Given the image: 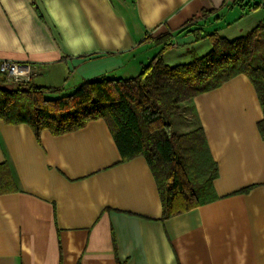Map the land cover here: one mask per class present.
<instances>
[{
	"label": "crops",
	"instance_id": "crops-1",
	"mask_svg": "<svg viewBox=\"0 0 264 264\" xmlns=\"http://www.w3.org/2000/svg\"><path fill=\"white\" fill-rule=\"evenodd\" d=\"M252 7L247 0H0V62L29 65L44 75L34 85L62 90L72 80L76 89L135 78L160 41L170 44L161 55L174 68L210 52L194 30L246 36L264 23V3ZM224 18L232 21L224 26ZM253 89L240 75L182 105L173 131L202 128L217 177L212 201L167 219L148 164L123 162L103 120L38 138L24 124L0 121V166L15 188L0 194V264H264V139Z\"/></svg>",
	"mask_w": 264,
	"mask_h": 264
},
{
	"label": "trees",
	"instance_id": "trees-1",
	"mask_svg": "<svg viewBox=\"0 0 264 264\" xmlns=\"http://www.w3.org/2000/svg\"><path fill=\"white\" fill-rule=\"evenodd\" d=\"M193 33L196 40L207 38L212 48L187 65H166L161 53L170 44L160 41L161 51L135 78L84 82L68 95L61 88L36 86L33 79L8 82L0 74V121L24 124L38 138L44 130L59 136L101 119L123 162L142 157L148 164L163 219L207 204L214 198L211 183L217 166L204 132L196 128L175 133L172 121L182 113V105L243 75L256 92L262 111L257 130L264 139V23L232 41ZM14 190L10 173L0 166V194Z\"/></svg>",
	"mask_w": 264,
	"mask_h": 264
},
{
	"label": "built area",
	"instance_id": "built-area-1",
	"mask_svg": "<svg viewBox=\"0 0 264 264\" xmlns=\"http://www.w3.org/2000/svg\"><path fill=\"white\" fill-rule=\"evenodd\" d=\"M0 74L11 82H28L38 75L37 70L26 64H18L9 61L0 62Z\"/></svg>",
	"mask_w": 264,
	"mask_h": 264
},
{
	"label": "rangeland",
	"instance_id": "rangeland-1",
	"mask_svg": "<svg viewBox=\"0 0 264 264\" xmlns=\"http://www.w3.org/2000/svg\"><path fill=\"white\" fill-rule=\"evenodd\" d=\"M247 3H250L251 6H253V5L259 6L260 4H263L264 3V0H247ZM229 19L230 18H226V19L224 18L222 25L225 26V25H227V23H230V21H232V20L231 19L229 20ZM232 30H234V29H230L231 33L233 32ZM230 31H228V32H230ZM242 35H244V34H242ZM240 36H229V33H228V36H226V37H229V38H227L228 40H233L234 38H238ZM43 77H44L43 74L42 75H39L38 77L35 78V82L37 84H39V85H43L42 84L43 83ZM8 82H11V81H8ZM73 84H74V81L73 80L70 81V82H68V84L66 85V87L64 88V90H62V94L63 95H68V94L72 93L75 90V88H72L73 87ZM58 85H60V84H58ZM52 97H55V96H52Z\"/></svg>",
	"mask_w": 264,
	"mask_h": 264
}]
</instances>
